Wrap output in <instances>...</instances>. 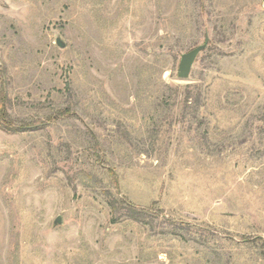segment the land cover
<instances>
[{"label": "rangeland", "instance_id": "374dc122", "mask_svg": "<svg viewBox=\"0 0 264 264\" xmlns=\"http://www.w3.org/2000/svg\"><path fill=\"white\" fill-rule=\"evenodd\" d=\"M262 244L263 0H0V264H264Z\"/></svg>", "mask_w": 264, "mask_h": 264}, {"label": "water", "instance_id": "95a60500", "mask_svg": "<svg viewBox=\"0 0 264 264\" xmlns=\"http://www.w3.org/2000/svg\"><path fill=\"white\" fill-rule=\"evenodd\" d=\"M263 6H264V0H263ZM208 38L207 36L204 38L203 44L193 48L189 52L182 54L180 57V61L178 64V69H177V77L181 80H186L189 78V74L192 68V65L198 56L199 53H201L207 45ZM57 45L61 47V44L59 41H57ZM56 223L60 222V218H56Z\"/></svg>", "mask_w": 264, "mask_h": 264}, {"label": "trees", "instance_id": "16d2710c", "mask_svg": "<svg viewBox=\"0 0 264 264\" xmlns=\"http://www.w3.org/2000/svg\"><path fill=\"white\" fill-rule=\"evenodd\" d=\"M121 204L123 205V207L121 209H123V211H124V212H122L123 217L131 219L133 221H137V222H144L143 218L141 217V216H143V211L141 212L135 206H133L127 202L121 203ZM110 205H111L113 210L116 209L114 207L113 203H111ZM255 241L262 242L263 239L261 237H258V238H255ZM262 246L264 247V244H262Z\"/></svg>", "mask_w": 264, "mask_h": 264}]
</instances>
